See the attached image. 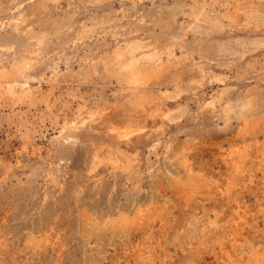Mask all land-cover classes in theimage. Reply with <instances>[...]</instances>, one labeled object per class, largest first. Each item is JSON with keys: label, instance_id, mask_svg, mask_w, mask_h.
<instances>
[{"label": "rangeland", "instance_id": "rangeland-1", "mask_svg": "<svg viewBox=\"0 0 264 264\" xmlns=\"http://www.w3.org/2000/svg\"><path fill=\"white\" fill-rule=\"evenodd\" d=\"M0 264H264V0H0Z\"/></svg>", "mask_w": 264, "mask_h": 264}, {"label": "bare ground", "instance_id": "bare-ground-1", "mask_svg": "<svg viewBox=\"0 0 264 264\" xmlns=\"http://www.w3.org/2000/svg\"><path fill=\"white\" fill-rule=\"evenodd\" d=\"M128 136V135H127ZM127 136H125V137H127ZM111 157V156H110ZM96 159H98V157H96ZM100 160V159H99ZM111 162H113L114 164H116L117 166H119V163H120V161H119V159H115V158H111V160H110ZM98 162V161H97ZM123 163V162H122ZM122 163H120L121 165H122ZM123 168V167H122ZM124 169V168H123Z\"/></svg>", "mask_w": 264, "mask_h": 264}]
</instances>
